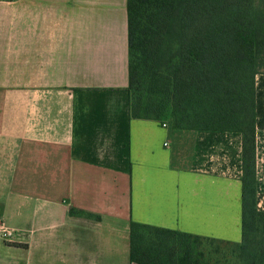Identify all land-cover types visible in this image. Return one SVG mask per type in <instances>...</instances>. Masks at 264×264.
I'll return each mask as SVG.
<instances>
[{
  "label": "crops",
  "instance_id": "0c3cea01",
  "mask_svg": "<svg viewBox=\"0 0 264 264\" xmlns=\"http://www.w3.org/2000/svg\"><path fill=\"white\" fill-rule=\"evenodd\" d=\"M129 83L128 0H0V264H135L132 222L241 243L242 134L133 119Z\"/></svg>",
  "mask_w": 264,
  "mask_h": 264
},
{
  "label": "trees",
  "instance_id": "16d2710c",
  "mask_svg": "<svg viewBox=\"0 0 264 264\" xmlns=\"http://www.w3.org/2000/svg\"><path fill=\"white\" fill-rule=\"evenodd\" d=\"M128 20L131 117L243 136L241 243L132 222L131 262L264 264L256 85L264 75V0H128Z\"/></svg>",
  "mask_w": 264,
  "mask_h": 264
},
{
  "label": "built area",
  "instance_id": "2783aa9c",
  "mask_svg": "<svg viewBox=\"0 0 264 264\" xmlns=\"http://www.w3.org/2000/svg\"><path fill=\"white\" fill-rule=\"evenodd\" d=\"M162 126L164 128H168L169 124L168 123H163ZM166 146H168L169 144L166 143ZM13 237V233L11 231H7V230H0V240H9Z\"/></svg>",
  "mask_w": 264,
  "mask_h": 264
},
{
  "label": "rangeland",
  "instance_id": "374dc122",
  "mask_svg": "<svg viewBox=\"0 0 264 264\" xmlns=\"http://www.w3.org/2000/svg\"><path fill=\"white\" fill-rule=\"evenodd\" d=\"M11 1V0H10ZM13 2H15V3H20V0H12ZM162 123H160V125H161ZM161 127H162V125H161Z\"/></svg>",
  "mask_w": 264,
  "mask_h": 264
}]
</instances>
